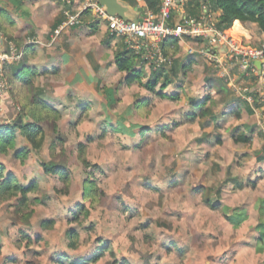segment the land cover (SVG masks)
Masks as SVG:
<instances>
[{
    "label": "rangeland",
    "instance_id": "1",
    "mask_svg": "<svg viewBox=\"0 0 264 264\" xmlns=\"http://www.w3.org/2000/svg\"><path fill=\"white\" fill-rule=\"evenodd\" d=\"M105 36L76 35L66 57L64 37L50 48L36 39L22 79L7 71L13 101L3 97L0 126L13 122L16 107L17 119L44 137L33 145L18 130L14 146L0 152V182L11 176L23 189L0 192V264H264L252 230L258 217L234 224L227 215L254 195L228 183L246 155L231 132L207 120L222 115L226 97L212 99L210 117L185 121L204 75L212 78L208 65L185 74L181 98L171 101L108 70L114 53L101 47ZM258 130L251 154L264 147ZM46 165L65 169L69 180Z\"/></svg>",
    "mask_w": 264,
    "mask_h": 264
},
{
    "label": "crops",
    "instance_id": "2",
    "mask_svg": "<svg viewBox=\"0 0 264 264\" xmlns=\"http://www.w3.org/2000/svg\"><path fill=\"white\" fill-rule=\"evenodd\" d=\"M69 1L73 2L72 5H68ZM161 2L162 0H160V5ZM190 2L191 0H184V5L182 8L187 10V7L191 5ZM115 3L121 8L120 10H122L123 14L133 20H140L147 9V4L144 0H115ZM81 7L82 0H0V51L5 49V38L14 41L18 45L21 44L22 46L31 39L44 40L46 43L42 46L50 48V45L53 41H55V38L62 36V38L64 37V39L69 44L63 47L64 54L62 56L66 57V47L68 46L70 49L73 48L74 45L72 46V44L75 43V40L78 41L77 39L79 37L84 39L86 37L92 38L106 35L101 47H107L111 52L114 53V61L111 65H109L108 70L112 71V73L116 72L118 75L121 74L123 77H127V73L120 72L116 67L117 56L127 52L124 47L123 39L112 36L105 25L94 21L90 13H87L83 16V22L80 26L67 27L63 30H60L61 26L66 20L65 13L68 11L76 13L81 9ZM176 21L178 20L176 19ZM249 25L253 27L252 30L250 29ZM231 33L236 34L239 39H241V41L250 43L257 47L264 43V33L259 29L257 24H236L231 30ZM76 35L79 37H76ZM71 36H75V38ZM99 40H101V38ZM176 40H178V46L172 45L169 50L170 55L175 57V65L169 71L154 75V73L149 69L139 65L136 60L135 68L143 72V77L145 79L158 76L160 83L166 79L164 75H167L172 83L164 89V93L167 95L178 93L180 99L181 94L179 91L180 89H184L186 87L185 80L188 78V76H192V74L195 72H203V70L200 68L201 65H207L206 59L200 52L203 48H205L206 44L201 39L191 40L186 38H177ZM36 47L37 46L34 45L28 46L24 59H26V57L28 58L31 54V51H33L31 57H29V60H33L35 58L34 51ZM103 52L104 50H102V54ZM69 55L72 54L69 52ZM48 60H50L49 57L47 61ZM23 61L22 64H24L25 67L26 62ZM259 65L260 64H257L258 67ZM14 67L16 66L14 65ZM146 74H148L150 78H147L145 76ZM125 79L126 78H124V82ZM177 80L179 82H177ZM219 80L223 83V87L217 89ZM180 82L181 84H179ZM136 83L139 82H135L130 86H133ZM247 83L253 96L257 100L260 92L264 88V77H253L249 79ZM172 86L178 87V91L175 90L171 94L165 92L167 88L171 89ZM198 88L199 90L202 89V92L200 93L199 97L197 96L199 93H193L194 97H192V100L190 99L188 102L191 104L192 110L190 109L187 114H185V121H199L201 120L200 117L202 116H205V118L212 116L207 120L212 122L214 129L219 131H229V133L231 132L230 142L232 141L234 146L242 147L244 151L243 153H245L243 155H246L245 159H243L245 162H243L241 166L238 164L234 168L233 173L231 174L232 176L228 178V183L235 185L234 189L237 188L236 191L239 195H243L244 193L254 195L253 204L251 205V202H249L247 208H230L231 213H228L227 215L230 218H233L237 215L243 216L245 218L244 221L246 222L250 220V218L254 219L255 217H258V223L252 228V230L257 233L256 240L258 242L261 232V228H259L262 218L261 205L264 202V147L259 151H255L259 149V147L253 145L254 153L252 154L249 147L253 142L258 143L259 140V130L257 123L259 121V112L261 107L256 104V108H258L257 111L253 105L242 100L240 97L234 94L223 80L218 78L213 79V76L211 78L208 74L207 76L204 75L203 80ZM143 89L145 92H148L145 88ZM222 96L226 97V103L224 106L225 109H223L221 112L222 117H218L217 114H210V109L208 107L212 102V99ZM179 99L177 101H179ZM203 113L205 114L202 115ZM207 114H210V116ZM237 114H239V116ZM163 124L168 125L166 120H164ZM224 124H226L227 127H223ZM163 129L166 128H162V130ZM205 131L204 129L202 130V132ZM236 136L247 137L249 141L247 143H236L234 141ZM221 141L222 138L217 139L218 143H221ZM239 175H241V178H237ZM250 205L251 207H249ZM262 219L264 222V218ZM258 244L260 245V242H258Z\"/></svg>",
    "mask_w": 264,
    "mask_h": 264
},
{
    "label": "built area",
    "instance_id": "3",
    "mask_svg": "<svg viewBox=\"0 0 264 264\" xmlns=\"http://www.w3.org/2000/svg\"><path fill=\"white\" fill-rule=\"evenodd\" d=\"M72 3L69 1L68 5ZM202 3L203 14L198 17L182 8L184 0H162L157 12L147 8L140 20L127 21L110 15L99 0H82L79 11L65 13L66 20L60 30L80 26L83 14L90 13L94 21L105 25L112 36L123 39L125 50L139 65L157 74L165 73L175 65V57L166 52L170 41L177 38L201 39L206 46L200 52L212 76L223 80L238 97L254 108L256 104L261 107L258 126L264 133V88L256 100L247 83L253 77H264V43L257 47L241 41L231 33L235 25L219 29L218 13L212 9L209 0ZM37 44L36 39H31L19 48L14 41L5 38V49L0 51V108L4 103L3 97L11 90L8 69L24 60L28 46Z\"/></svg>",
    "mask_w": 264,
    "mask_h": 264
},
{
    "label": "trees",
    "instance_id": "4",
    "mask_svg": "<svg viewBox=\"0 0 264 264\" xmlns=\"http://www.w3.org/2000/svg\"><path fill=\"white\" fill-rule=\"evenodd\" d=\"M147 4V8L157 12L160 8V0H145ZM203 0H191V5L187 7V12L192 16H200L203 14L202 5ZM209 3L212 9L219 14L218 16V28L221 30L229 29L236 24L239 23H253L257 24L259 29L264 33V0H209ZM87 14L84 13L83 16ZM82 16V17H83ZM178 46V40L174 39L170 41L166 45V52L170 55V48L171 46ZM136 61L134 56L129 53L125 52L122 55L117 56L116 58V67L120 72L127 73V77L125 79L126 85L130 86L135 82H139L140 85L145 88L149 93H153L154 95L160 96L161 98H168L171 101H177L179 99V94L174 93L171 95H167L164 93V89L171 84L172 82L164 75L166 78L162 85V89L156 91L157 85L160 83L159 77L154 76L148 80L147 83L143 82V72L141 70H137L135 68ZM16 67L12 66L10 69L14 75V79H18L19 81L22 79V72L26 69L22 62ZM32 70V68H28ZM159 74H162L160 72ZM154 75H158L154 73ZM12 78V75H10ZM164 88V89H163ZM208 99V98H207ZM6 101L9 105L12 104V99L6 96ZM141 103V102H140ZM139 105V104H138ZM15 107V106H14ZM139 107V106H137ZM14 112L10 113V116L13 117V122L11 124L2 125L0 126V152L6 153L9 147H13L15 141L17 139V131L21 132V135L24 136L28 141H30L33 145H36V141L40 138L44 137L43 129L32 123H24L22 118L17 119L18 110L17 108H13ZM203 113L202 115H204ZM239 116V114H237ZM121 126H123L121 124ZM122 130H120L121 132ZM124 131V129H123ZM236 143L244 142L247 143L249 139L244 136H236L234 138ZM38 146V145H37ZM22 153L19 152L17 156H21ZM45 172L55 174L61 177L64 181H68V176L66 170L63 168H58L55 166H44ZM0 168V172H1ZM1 175V174H0ZM15 183V184H14ZM19 190L21 186L16 183L15 178L9 177L5 180L0 182V192L9 191V190ZM23 190V189H21ZM93 185L91 184L90 188L87 189V192L92 193ZM261 215L264 218V202L261 205ZM261 218L259 228H261V232L258 238V242L264 243V222ZM229 220L234 224L236 222H243L245 218L243 216H235L233 218L229 217ZM48 225V223H46ZM98 259V257L96 258ZM72 264H78L72 263Z\"/></svg>",
    "mask_w": 264,
    "mask_h": 264
},
{
    "label": "water",
    "instance_id": "5",
    "mask_svg": "<svg viewBox=\"0 0 264 264\" xmlns=\"http://www.w3.org/2000/svg\"><path fill=\"white\" fill-rule=\"evenodd\" d=\"M100 4L105 7L106 11L112 16H119L127 21H131L133 19L127 17L123 14L121 8L115 3V0H99ZM260 67V65H259Z\"/></svg>",
    "mask_w": 264,
    "mask_h": 264
}]
</instances>
